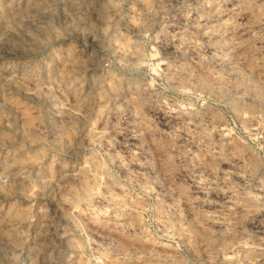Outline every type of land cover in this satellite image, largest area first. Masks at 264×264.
I'll use <instances>...</instances> for the list:
<instances>
[{
  "label": "rangeland",
  "instance_id": "374dc122",
  "mask_svg": "<svg viewBox=\"0 0 264 264\" xmlns=\"http://www.w3.org/2000/svg\"><path fill=\"white\" fill-rule=\"evenodd\" d=\"M0 264H264V0H0Z\"/></svg>",
  "mask_w": 264,
  "mask_h": 264
}]
</instances>
